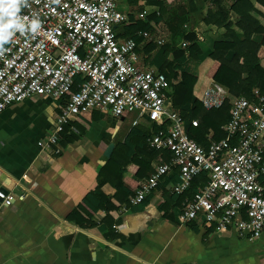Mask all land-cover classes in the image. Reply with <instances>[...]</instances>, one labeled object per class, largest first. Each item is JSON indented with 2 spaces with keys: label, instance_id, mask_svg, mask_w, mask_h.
<instances>
[{
  "label": "crops",
  "instance_id": "crops-1",
  "mask_svg": "<svg viewBox=\"0 0 264 264\" xmlns=\"http://www.w3.org/2000/svg\"><path fill=\"white\" fill-rule=\"evenodd\" d=\"M156 1L163 3L164 12L157 30L147 33L153 40L160 36L161 28L165 31L161 34L169 42L158 45L146 41L139 36L142 32H138L135 42L140 66L165 75L174 70L193 75L196 82L192 98L202 104L205 92L219 85L205 75L212 63L209 55L213 44L230 39L225 38L223 27L205 22L212 0H193L191 4L190 0ZM231 1L222 0V3L229 5ZM249 1L255 8L251 15L264 27V8L257 0ZM117 4L120 12L132 14L136 20H144L137 17L144 9L157 10L160 15L159 8L151 7L145 0L134 4L117 0ZM229 20L231 28L241 34L233 12ZM123 32L122 25L117 27L119 37ZM251 39L260 43L262 35L254 34ZM182 43L187 47H182ZM191 44L202 52L197 61L188 58ZM175 50L184 53L185 59L179 60L178 54L174 57ZM231 56L229 52L227 58ZM170 94L172 97V88ZM57 113V101L46 97H33L0 111V190L14 199L11 206L0 209V264H264L263 239L249 240L230 229L209 231L208 224L180 223L179 214L187 197L167 203L160 212L159 207L171 196V182L167 179L149 195L145 204L120 208L113 218L112 231L99 223L105 217L104 210L96 212V226L88 229L78 226L75 221L78 213L74 212L90 192L106 197L116 192L113 184H99L100 169L129 131L149 123L150 119L143 117L133 126L135 117H132L131 125L123 132V123L129 116L120 118V125L116 119L113 125L107 114L83 112L70 127L78 124L77 121L79 125L90 121V128L80 139L62 146L57 157L52 150L40 146L50 135ZM75 129V134L80 135V130ZM211 134L213 130L209 129L208 143ZM110 144L113 149L105 157ZM162 162L159 157L152 162V168ZM124 176L138 184L134 175L124 173ZM124 186L131 194L136 190L127 183Z\"/></svg>",
  "mask_w": 264,
  "mask_h": 264
},
{
  "label": "built area",
  "instance_id": "built-area-1",
  "mask_svg": "<svg viewBox=\"0 0 264 264\" xmlns=\"http://www.w3.org/2000/svg\"><path fill=\"white\" fill-rule=\"evenodd\" d=\"M157 10L144 9L145 19ZM40 27L15 32L0 55V111L33 97L57 101L51 133L42 149L61 152L60 135L83 112L98 111L120 119L135 115L159 127L148 138L149 148L167 151L169 162L156 166L129 197L140 205L163 180L174 178L170 193L185 194L195 177L203 174L192 197L179 214L182 224L197 222L215 230H233L249 240H264V94L253 89L251 97L232 96L214 85L202 99L206 110L227 101L230 119L219 141L208 136L203 147L187 133L185 120L174 109L165 75L140 66L138 46L121 39L116 29L125 21L117 0H27L19 13ZM161 34V33H160ZM144 39L162 45L166 35ZM182 47H187L182 43ZM76 86L77 90L72 91ZM190 126L197 127L192 119ZM12 195L0 190V209L13 204Z\"/></svg>",
  "mask_w": 264,
  "mask_h": 264
},
{
  "label": "trees",
  "instance_id": "trees-1",
  "mask_svg": "<svg viewBox=\"0 0 264 264\" xmlns=\"http://www.w3.org/2000/svg\"><path fill=\"white\" fill-rule=\"evenodd\" d=\"M137 0H127V3L134 4ZM149 5L158 6L160 15L152 14L144 20H136L132 14L125 15V21L122 24L123 35L125 38L137 40L138 32L154 33L160 22L161 13L163 14L164 5L160 1L145 0ZM211 9L207 11L206 23H213L225 29V38L230 41H219L213 44V50L209 55L212 63L205 72V75L217 84L225 87L232 96L251 97L253 89H258L264 94V27L253 18L252 12L255 8L249 0H232L229 5H224L222 0H212ZM193 0H190V4ZM257 3L264 8V0H257ZM126 9V7H124ZM123 9V8H122ZM233 12L238 21L236 26L241 30V34L236 33L231 27L229 14ZM254 34H261L260 43L254 42L251 37ZM174 57L179 55V60H184V53L179 50L173 51ZM229 52L232 56L227 58ZM202 54L201 50L191 44L188 47V58L197 61ZM170 64V63H168ZM172 67V66H171ZM175 69L179 66H174ZM163 73L162 71H159ZM165 75V73H163ZM168 85L172 88V104L178 110L181 117L185 120L187 133L190 138L194 139L203 147H208L209 143L206 139L208 130H213L214 141H219L224 137L222 127L227 124L230 119L229 105L226 102L217 109L206 110L202 104L192 98V88L196 82V78L185 72L170 71L169 75H165ZM77 90L74 86L72 91ZM195 119L198 121L197 127L190 126V121ZM79 120V119H78ZM94 120L91 118V121ZM74 124L71 129L70 125L64 128L60 135L59 145L65 146L73 140H78L84 131L90 128V121L84 122L82 125ZM120 125V119L117 121ZM75 127L80 130V135L75 134ZM76 130V129H75ZM159 130L154 122L133 127L126 135L124 142L118 144L107 159L106 164L100 169L99 184H113L116 192L112 197H106L100 193L90 192L80 203L74 213H78L76 223L78 226L88 229L96 226L98 223L94 219L98 210L105 211V217L99 223L105 224L112 231L114 217L120 208L129 206L128 197L131 191L124 186L125 183L132 187H138L137 182H131L124 173H130L136 177V181L147 178L152 172V162L159 157L164 162H169L171 154L167 151H157L149 148L147 140L151 135ZM61 153V152H60ZM60 153L55 154L57 157ZM119 181L113 182V179ZM171 184L174 178L169 180ZM206 181L203 174L195 177L192 181L191 188L183 195L171 194L166 197L165 202L159 207L160 212L164 211L167 203L174 200H184L185 197L192 199L198 185ZM145 199L141 204H145ZM209 231L214 227L210 225Z\"/></svg>",
  "mask_w": 264,
  "mask_h": 264
},
{
  "label": "clouds",
  "instance_id": "clouds-1",
  "mask_svg": "<svg viewBox=\"0 0 264 264\" xmlns=\"http://www.w3.org/2000/svg\"><path fill=\"white\" fill-rule=\"evenodd\" d=\"M23 6H27V0H0V55L5 51L3 46L12 39L15 32H35L40 27L38 20L29 23L27 17L19 15Z\"/></svg>",
  "mask_w": 264,
  "mask_h": 264
},
{
  "label": "rangeland",
  "instance_id": "rangeland-1",
  "mask_svg": "<svg viewBox=\"0 0 264 264\" xmlns=\"http://www.w3.org/2000/svg\"><path fill=\"white\" fill-rule=\"evenodd\" d=\"M174 1V0H173ZM179 1V0H178ZM176 2H177V0H176ZM182 2V0H180L179 2H177V3H181ZM155 6V5H154ZM153 5H151V7H154ZM158 7V6H157ZM159 31H160V33L162 32V33H165V31L164 30H161V28H159ZM159 35H162V34H159ZM106 117L109 119V121L114 125V123H115V120H116V118H112V117H108L107 115H106ZM132 117H135V115L133 116V114L132 115H129V117H128V119L123 123V132H125L126 131V129H128L129 128V126L131 125V121H132Z\"/></svg>",
  "mask_w": 264,
  "mask_h": 264
},
{
  "label": "water",
  "instance_id": "water-1",
  "mask_svg": "<svg viewBox=\"0 0 264 264\" xmlns=\"http://www.w3.org/2000/svg\"><path fill=\"white\" fill-rule=\"evenodd\" d=\"M112 149H113V145L110 144V145L107 147V149L105 150V152H104V156H105V157H108L109 154H110V152L112 151Z\"/></svg>",
  "mask_w": 264,
  "mask_h": 264
}]
</instances>
